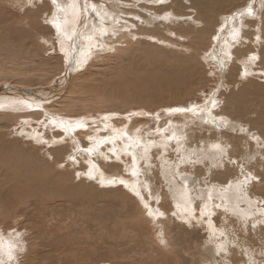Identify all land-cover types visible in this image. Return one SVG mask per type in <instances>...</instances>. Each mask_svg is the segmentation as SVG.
<instances>
[{
	"label": "rangeland",
	"instance_id": "rangeland-1",
	"mask_svg": "<svg viewBox=\"0 0 264 264\" xmlns=\"http://www.w3.org/2000/svg\"><path fill=\"white\" fill-rule=\"evenodd\" d=\"M27 1L0 0V85L7 83L9 85L27 87L28 89L51 87L56 81H60L66 73L64 54H61L59 50L60 46L57 37L59 34L50 22L52 15H50V9L45 7V2L43 0L41 2L34 1L31 2V5V3L27 4ZM96 1L98 2V0ZM96 1L93 4L97 5ZM104 1L117 4L116 10L121 13L137 16V19H133L136 25L138 24L139 26H136L137 36L134 37L135 41L126 43L127 45L117 44L119 45L118 47L114 45L112 49L105 50L106 54H103V52L101 56H93L88 61L89 63L83 64L85 66L75 69L70 78L65 96L61 100H57L58 102L48 105L45 108L46 114L38 112L28 116L30 118L13 115V112H9L8 116L0 114V160H2L0 164L3 167L7 166L6 168L11 169L19 160L24 161L23 163L26 164L30 159H35L36 157H38L36 159H39V157L42 159L46 155H52L51 153H53V159L57 158L58 162L62 161L64 163L58 167L59 171L65 170V173L70 176V181L76 188L72 192L61 189L60 195L49 190L42 191L41 193L38 192L39 202L37 204L38 206H42V210L44 209V211L38 210L34 201H27L26 207H24V204L22 206L18 204L19 206L12 208L13 210L10 209V212H19L24 209L21 212V215H23L21 218H18L16 215L11 218L7 217L8 219L5 217L1 218L0 216L2 234L4 236L13 234V237H16L15 234L17 235V233L21 232L18 234L19 237L14 238L17 243L14 252L17 253L18 248H24L25 253L29 252L28 254L32 258L27 255L25 256L31 259L27 260L29 261L28 264H264V77L260 80L255 77L259 72L264 74V41L262 44L257 43L258 45L254 41L255 44H253L252 40H256V36L252 38L254 33L251 29L254 28L253 26L256 23L252 22V25L251 21L242 19L240 25L248 26V32L246 31L245 33L249 34L246 36L247 39L249 36L250 40H246V43L243 44L244 46L241 45L239 47L241 49H238L236 56L238 60L247 59L245 58L246 55L256 53L259 60L256 62L257 66L254 67L257 69L254 70L256 73L253 75V71L249 78L243 80L238 73L241 65L235 61L233 68L231 67L233 71H231L230 77L228 74H223L221 75V79H218V75H216L218 72H216V66L213 61L207 59L208 67L203 60L210 50L207 46H210L211 36L209 35V40V38H205L207 37L205 35L207 33H205L204 38L203 36L201 38L204 41L201 39L195 40L194 36H189V33L194 30L191 27L195 26L197 30L205 31L206 27L203 29L204 25L209 24L216 31L221 15H229L225 11L229 10L228 13L231 11H242L244 7H247L246 4L249 0L217 1L218 4H215L212 8H208L216 14V16L214 14V22L208 19L213 16V12L205 9L200 12L197 8L194 9L196 5L191 2L192 0H188V2H185L186 0H179V3L185 4L187 8L182 9V13L175 11L171 7L173 0ZM125 3L127 4L125 5ZM78 4L81 5L80 3ZM202 6L205 5H199V7ZM129 7L134 10H131ZM46 9L47 11H45ZM96 9L101 18L106 20L107 18H105L104 14L102 15L99 12L100 9ZM191 10L196 13H190ZM257 11L256 17L259 15L264 16V7ZM222 12L223 14H220ZM192 14L195 15L193 16ZM96 16H93L92 20L90 18V23L94 19L95 23L97 22ZM217 16L219 17L218 20ZM249 18L251 19L252 16ZM199 19L201 20L199 21ZM263 19L264 17L262 18V23H264ZM201 21L202 23L204 22L203 25ZM244 21L246 24H244ZM262 23L259 22L260 28H264ZM79 24L81 25V22ZM80 25H78L79 29H77L82 34V31H84L82 29L84 28L79 27ZM77 29L75 33H72L77 34ZM86 31L85 33L88 35L90 29H86ZM213 31H211V34L215 32ZM73 34L72 39L75 37ZM150 37H154V40ZM186 39L189 42L196 43L189 44ZM262 39H264V32L262 33ZM200 42H203L204 45ZM192 44L195 45L192 46ZM186 60L192 61V65H196L197 70L202 68V74L201 76L199 75V81L196 84H191L190 87L181 89L183 92L193 89L194 92L192 90L191 93L185 95L180 100L172 99L175 98L174 94H169L168 96L166 95L167 99L160 98V103H128L120 98H114L117 94L111 93L114 92L111 88H108L109 93L105 89L106 83L117 84L120 79L119 74L128 76V70H131V68L134 70L138 67V64L153 68L159 64L163 65L164 62L166 65L164 64L163 68H165L170 62L176 61L172 65H177L179 62L183 63ZM245 62L247 61L245 60ZM125 66H127V70H125ZM212 71L213 73H211ZM117 87L119 88V85ZM243 91L247 92V94H243ZM214 92H216L215 100H219L218 104L220 103L219 107H221L220 109H216V112L218 115H223L232 120L236 124V128L245 130L242 134L239 136L237 133L231 135V130L228 131V125L225 123L218 124L215 121V125L213 126H210L208 123L202 125L198 122V118L195 119L188 116V120H191L190 123L194 125L192 127L196 129L178 127V135L180 138L183 137V141L180 140V147L182 148L178 149L177 143L171 142L169 145L168 143L166 144L168 146L162 145V152V147H159L160 143L156 142L154 149L149 151L150 146L147 143L154 141L157 137H161L157 132L159 128L155 120L166 116L167 112L164 107H168L169 111L172 110V113L168 114L170 117L174 115L173 119H171L172 122L177 118H182L181 114H177L174 111L176 108L180 106L185 108L184 105L189 103L193 106L201 105L206 100L209 101ZM172 100H175L176 103L172 104ZM167 101L172 102V105H169ZM186 108L188 109L187 106ZM137 109L142 110L144 114H138V111L136 116H131V118L134 117L133 119L137 120L135 124L141 125L140 127L144 129L143 132L146 135L150 133L147 137H155V139L147 138L149 140H145L147 143L141 141L144 144H140V142L138 143L134 140L135 143L133 145H138L135 151L132 148L134 146L130 144L131 141L128 140V154L121 156L124 159L125 156L130 157V163L134 164L132 169L138 172V193L136 191L132 192L120 182L116 183L117 186H102L103 184L98 185L100 182H96L95 179L90 180L87 175L86 177L82 176L80 165H76L77 167L75 168L68 163L72 160H78L80 155L83 154L80 151L81 149L78 148V150L77 147H73L74 150L72 148L69 149L67 141H70V137L66 136L67 141L56 146L63 149L61 152L63 154L65 152V156L61 152V154L55 153L54 147L46 146L45 144L49 141L50 137L54 136L53 133L61 136L63 134L61 130H55L53 124V126H50L51 124L45 125L48 121L46 118L49 119V117L55 114L59 115H55V118L62 119L64 117L63 119H67V121H69V116L70 118H78L77 120H82L83 117H86L93 118V120L96 119L97 121L100 118L98 116L102 114L106 115L109 113V116L113 115V113L114 115H126L132 111L136 112ZM49 126L52 128H49ZM221 126L225 127L221 128ZM243 126L246 127L243 128ZM164 128L167 129L168 125L160 128V130H165ZM179 128H182V130ZM42 129L45 130L42 131ZM34 133L38 134L39 137ZM31 135L35 136L36 140L38 138V141L45 140L44 143H35ZM210 138L211 140L218 138L219 141L223 142V144L221 142L222 145L229 148V151H223L224 153L217 155L213 161L204 158L202 164L199 162L202 159L199 158L203 156L202 152L206 147H204L205 145L201 141L204 142L205 139ZM251 138L253 139L251 140ZM84 140L83 138L80 139V145L87 146L88 148L90 146L88 145L89 141ZM156 140L159 141V139ZM123 144L125 145L126 143ZM30 145L35 146V148L30 147ZM117 146L121 149L120 145H116V148L106 150L108 159H104L106 163L104 162L102 167L103 172L108 175L117 174L115 170L118 167L117 164L121 165V163L115 162L113 156L116 154L115 152L120 153ZM101 147V149L105 147L110 149V146L106 143ZM141 148L142 150L138 155L137 151ZM147 149L148 155L146 154ZM32 150H36L35 152L39 154L37 155ZM67 150L71 153L69 156L71 159L68 158ZM109 151L115 154L112 155ZM10 152L11 155L8 154ZM17 153H19V156ZM135 154L139 158L138 163L136 162ZM140 154L142 155L140 156ZM22 156L23 158L20 159ZM133 156L135 160L131 158ZM146 156H148V160L150 159V164H148ZM225 157L228 160L222 165L220 159ZM235 158H239L240 166L238 169V164L236 165V161L234 160ZM165 160L167 161L165 162ZM212 162L219 166H215ZM82 163L85 164V162ZM9 165H12V167ZM65 165L68 166L66 167ZM168 166H170V174L173 176L174 181H176L177 186L182 187V189L185 187L189 196L191 195L190 197L193 202L191 203L190 212L186 216H184V212H180L185 210L178 209L172 204L171 195L174 196L172 190L175 187L172 184V180H170L172 181L171 184L168 185V182L170 183L169 174L167 175L165 172ZM209 166L215 167V170ZM54 168V166L50 167L52 171L55 170ZM227 169L231 170L226 171ZM75 171L77 172L74 176ZM182 177L188 178L189 182ZM240 181L241 183H239ZM232 183L235 187L238 186L241 201L231 197L228 202L232 201L233 207H230L226 204L227 200L224 196L231 194L229 187L233 190L234 186H232ZM210 191H213L212 195L214 196L210 195L207 198L206 193ZM195 196L197 198H193ZM67 197L78 199V201L80 199L82 203L68 204L65 202ZM143 199L146 201L142 202ZM235 202L239 206L235 205ZM208 208L211 211L208 212ZM26 212H28V215ZM161 241L164 242L162 243ZM29 249L32 254L28 251ZM13 257L15 264H17L19 258L17 259V256L14 254Z\"/></svg>",
	"mask_w": 264,
	"mask_h": 264
},
{
	"label": "bare ground",
	"instance_id": "bare-ground-1",
	"mask_svg": "<svg viewBox=\"0 0 264 264\" xmlns=\"http://www.w3.org/2000/svg\"><path fill=\"white\" fill-rule=\"evenodd\" d=\"M23 1L26 2L27 0H23ZM34 1L41 2L42 0H28L27 4L31 3V2H34ZM94 1H96V0H94ZM94 1L93 0H77V1L76 0L75 1L74 0H55V2H54V0H43V2H45L44 3L45 7L47 9L49 8L50 11H51L50 15H52V16H51L50 22H51L52 26L56 29L58 34H59V36H57L58 40H59V46H60L59 50L61 51V54L62 53L64 54V58H65V62H66V64H65L66 73L64 74L65 78L71 77L72 74L74 73L75 69L80 68V66H85L83 64H87V62L89 60H91L90 59L91 57H93V56L97 57V56H101L103 54H106L105 50L112 49V47L114 45H115V47L116 46L118 47L119 45H117V44L123 45V44H126V43L127 44L128 43H132L133 41H135L134 37L137 36L136 35V32H137L136 26L137 27H139V26H138V24L136 25V23L134 22L135 20L133 21V19H137V16H131V15L119 12L118 10H116L117 4H115L113 2H107V1H104V0H98V2L97 1L96 2L99 5L98 4L96 5V4H93ZM217 1L221 2L222 0H192L191 2L196 5L194 7V9L197 8V10L200 11V12L203 11V9H205L207 11L208 10L212 11L213 12V16L211 18H208V19L210 21L214 22L213 19H214L215 12L213 10H211V9H208V8H212V7H214L215 4H218ZM172 2L173 3H172L171 7L175 11H178V12L182 13V9L186 8L185 4L179 3V0H173ZM185 2H188V0H186ZM78 3H80L81 5H79ZM126 4L127 3H125V5ZM201 4H204L205 6L199 7V5H201ZM31 5H32V3H31ZM246 6L247 7H244L242 11H235V12L231 11L230 13H228L229 10H227L225 12L227 14H229V15H226V13H225L226 16H224L223 12L220 13V14H223V15H221V17H220V23H219V26L217 27L216 31H215V28H212V26H209V24L204 25V27H203L202 25H203L204 22L202 23V21H201V23H202L201 26L203 27V29L206 27L205 31L197 30L195 28L196 26L195 27H191V28H194V30L189 33V36L190 35L194 36L195 40L201 39L202 36L204 38V34L205 33H207V34H205L207 36L205 38L208 39L209 35L211 36V40L209 38L210 46H207L210 49L209 52H207L208 55L206 57H204V56H202V57L205 58L203 60L206 62L208 67H209V64L207 62V59L210 60V61H213L214 65L216 66V72H218V74H216V75H218V79H221V75H223V74H228V76L231 74V71H233L231 69V67L233 68V63L235 61L239 62V64L241 65L240 70H239L238 73L241 75L240 78L242 77L243 80L246 79V78H249L250 74H252V72L254 70H257V69L254 68L255 66H257L256 62L259 61L258 60V55L256 53H252V55H248V56L246 55L245 58H247V59H239L238 60V58L236 56V52L238 51V49H241L239 47L241 45H243L244 43H246V40H250L249 36H248V39H247V36H246V35H249V34L245 33L248 30V26L240 25L242 19L246 20V21H251V24H252V22L256 23L253 26L254 28L251 29V30H253V33H254V34L252 33L253 34L252 38H254V36H256V40H252L253 41L252 43L255 44L254 41H256V44L257 43L258 44H262L263 43L264 39H262V33L264 32V28H260L259 22L260 23L263 22L262 18L264 16L262 17V16L259 15V16L256 17L255 14H256V11L258 9L261 10V8L264 7V0H249L248 3L246 4ZM96 8L100 9L99 12H101L102 15L104 14L105 18H107L106 20L101 18V16L97 13L98 11H97ZM47 9L45 11H47ZM155 9H157V8H155ZM194 9H192V10H194ZM192 10L190 11V13H196V12H192ZM257 12H259V11H257ZM209 13L212 14L211 12H209ZM263 14H264V12H263ZM132 15H134V14L132 13ZM199 15H201V14H199ZM199 15H197V16H199ZM93 16H96V18H97L96 19V21H97L96 23H95V19L90 23V18L92 20ZM129 16H131L130 17L131 19L129 18ZM215 16H216V14H215ZM250 16H252L251 19L249 18ZM253 16H255L254 17L255 19L253 18ZM207 17H208V14H207ZM207 17H205V18H207ZM190 18H192V17H190ZM190 18H188V19H190ZM218 18L219 17L217 16V20H218ZM200 20L201 19H199V21ZM155 21H157V20H155ZM80 22H81V25L79 24ZM198 23H200V22H198ZM244 24H246V22ZM262 24L264 25V23H262ZM78 25H80L79 27L84 28V29H82V30H84V31H82L83 33L81 32L82 34L79 33L80 31L78 30L79 29ZM252 25H249V26H252ZM192 26H194V25H192ZM175 27H174V29H175ZM76 29L78 30L77 34H73L72 32L75 33ZM86 29H90V32H89L88 35H86V33H85ZM153 29H154V27H153ZM198 29H200V28H198ZM160 30H162V29H160ZM88 31H86V32H88ZM158 31H159V29H158ZM211 31H213L214 33L212 32L213 34H211ZM57 32H56V34H57ZM152 33H153V31H152ZM72 34L75 35V37H73V39L71 38ZM138 34H140V33H138ZM150 38L152 40H154V37H150ZM137 39H139V38H137ZM69 40L71 41L70 43H69ZM155 40H157V39H155ZM201 40H203V39H201ZM187 41H188L187 43H189V44L190 43H196V42H189V40H187ZM205 41H207V40H205ZM197 42H199V41H197ZM200 43H203V42H200ZM175 44H177V43H175ZM72 45H73V47H72ZM194 45L195 44H192V46H194ZM199 45H201V44H199ZM202 45H204V43ZM115 47H114V49H115ZM99 52H101V53H99ZM240 52H242V51H240ZM248 54H250V53H248ZM190 56L192 57V55H190ZM196 56H198V55H196ZM193 59H194V57H193ZM195 59H197V58H195ZM245 60L247 62H245ZM186 61L183 62V63L179 62V64H177V65H172V63L174 62L173 61L172 63L170 62L171 64L170 63L167 64L168 66H165V68H163V66L165 64L164 62H163V65L159 64V65L154 66L153 68H150L148 66H144L142 64H138V67L135 68L134 70L132 68H131V70H128V73H129L128 76H122V75L119 74L120 79L118 80L117 84L113 85V83L112 84L106 83L105 89L109 93L108 88H111V90L114 91V92H111V93H116L117 94V96H114V98H120L123 101L128 102V103H134V102L139 103V104L150 103V102H154V103L155 102H159L160 103V101H159L160 98H164V99L166 98L167 99V96L169 94H172V95L174 94L175 98H172V99L180 100L182 97H184L185 95L191 93V91L193 90V89L192 90L188 89L187 92H185V91L183 92L182 88L190 87L191 84H193V85L196 84L199 81L198 77H200L201 74H202L201 73L202 68L201 69L199 68V70H197L196 65H192V63H191L192 61L191 62H189V61L186 62ZM174 63H176V61ZM127 66H125V68ZM139 68H141V69L138 70ZM226 68H227V70H226ZM127 69L128 68H126L125 70H127ZM119 72H122V71H119ZM126 73H127V71H126ZM211 73H213V71ZM255 73H256V71H254L253 75ZM214 74H215V71H214ZM116 76H118V75L116 74ZM255 77L260 80L261 78L264 77V74H261V72H259V73H257L255 75ZM108 82H110V81H108ZM118 85H119V88L117 87ZM47 88L38 87L37 89H47ZM34 90H36V89H28L27 87L9 85L7 83L0 85V114L7 115V114H9V112H13L12 113L13 115H19V116H22V117L26 116L24 118H30L28 116H30L31 114H36L38 112H42V113L46 114V109L45 108H47L48 105H51V104H53L55 102H58L57 100L56 101H51V102H44L43 100H40V99H37L35 101L34 100H30V98H28V96L31 97L32 94H27V91H34ZM129 92H132V93H129ZM193 92H194V90H193ZM218 93H219V91H218ZM245 93L247 94V92L243 91V94H245ZM215 95H216V92H214L213 96L211 95L212 97H211V99L209 101L206 100L201 105L193 106L192 104L189 103L188 109L185 106L186 104L184 105L185 108H183L181 106L179 108H176L174 111H176L178 109H183V111H176L177 114H181L182 118H177L176 120H173L172 122H171V119H173L174 115L171 116V117L168 116V114L170 112L172 113V110L169 111L168 107H164L166 109V112H167L165 114L166 116L165 117L163 116V118H158L157 120H155L156 121V125L159 128V130L158 131L156 130V131L161 136V137H157L156 138V139H159V141L156 140L155 137H153V136L147 137V135H149L150 133L146 135L143 132L144 129L142 127H140L141 125L137 124L138 125L137 126L135 124V121H137V120H134L133 119L134 117L131 118V116H136L138 111H139L138 114H144L142 110H138L137 109L136 112L132 111L131 113H129L131 115H129V114H126V115H114V113H113V115L109 116V113L107 112L108 114H106V115L102 114V115L98 116L101 119L99 118V120H97V121H96V119L93 120V118H86V117H83L82 120H77L78 118H70V116L68 117L69 121H67V119H65V120L63 119L64 117L62 119L58 118V117L55 118L54 117L55 115L59 116L58 114H55L54 116L49 117V119L46 118V120H48V121L45 123V125H50V124H51L50 126L54 125L55 126L54 127L55 130L59 129V130L62 131L63 134L61 136V135L53 133L54 136L50 137L49 141L46 142L45 144H46V146L54 147L53 150H54L55 153H60L61 150H63V149L57 148L56 146L59 145V144L64 143L65 141H67L66 136L70 137V141H67L69 149H71V148L73 149V147H75V148L77 147V149L78 148L81 149L80 151L83 154L80 153L81 155H80V158L78 160H74V161L72 160L71 161L72 163L71 162H68V163H70L69 165H71V166H73L75 168L77 167L76 165H80V169H82L80 173L82 174V176L86 177V175H87L90 178V180L95 179L96 182H100V183H98V185H102L103 184L102 186H108V185L117 186L116 183L120 182V183H123L126 187H128L132 192L136 191L138 193L139 192V190H138L139 186L137 184V181L139 180V178H138L139 175H137L138 172H136V170L132 169V167H134V164L130 163V161H131L130 157L125 156V159L123 157H121L124 154H128L127 153L128 140H130L131 141L130 144L132 146H134V147H132L134 151H135V148L138 146V145H136V146L133 145L135 143V141H137L138 143L140 142V144H144V143H141V141L144 142L147 138L155 139L154 141H150L149 143H147V141H145L150 146V148L148 147L149 151L154 149V146H155L156 142L160 143L159 147L160 146L162 147V152H163V146L162 145H164V144L166 145L167 143L169 145V143H171V142L177 143V145L179 147L178 149H180V148H182V147H180V145H181L180 140L183 141V137L180 138V136L178 135L179 134L178 127L182 126L184 129H196V128L192 127L194 125L192 123H190L191 120H188V116L193 117L195 119L198 118V122L200 124H202V125L208 123L210 126H213V125H215V123H214L215 121L218 124L225 123L226 125H228V128H229L228 131L231 130V132H230V133H232L231 135H234L235 133H237V135L239 136L240 134H242V132L245 131V130L243 131L242 128L241 129H238V127L236 128V124L233 123L232 120H230L228 117H225L223 115H218V113L216 112V109H218V108L220 109L221 107H219L220 103L218 104L219 100L218 101L215 100L216 99ZM61 99H59V100H61ZM175 100H172L173 103L172 102H168V101L167 102L169 103V105L171 103L175 104L176 103ZM212 101H215V104H212ZM150 114H152V113H150ZM157 114H159V113L157 112ZM60 117H62V116H60ZM72 117H74V116L72 115ZM116 119H117V121H116ZM110 120H112V121H110ZM20 124H22V123H20ZM94 124H95V126H94ZM166 125H168L167 129L164 128L165 130H163V129L160 130V128H163ZM237 125L239 126V124H237ZM50 126H49V128H52ZM224 127L225 126H221V128H224ZM245 127L246 126H243V128H245ZM179 129L182 130V128H179ZM232 129H233V131H232ZM43 130H45V129H42V131ZM158 133H155V134H158ZM22 134H24V133H22ZM35 135L37 136L38 134H35ZM72 135H74V136H72ZM152 135H153V133H152ZM245 135H248V134H245ZM25 136H22V137H25ZM81 136H83V137H81ZM31 137L34 138V142L35 143L39 142V144H40V143H44V141H45L43 139H42V141L41 140L38 141V138L36 140V137L33 136V135H31ZM38 137H39V135H38ZM205 137H206V135H205ZM246 137H248V136H246ZM82 138L85 139L86 141H89L88 145H90V146L88 148H87V146L80 145L81 144L80 143V139H82ZM190 138H193V137H190ZM254 138H255V136H254ZM217 139L211 140V138H210V139H205L204 142L201 141L202 144L204 143L203 145H205L204 147H206V149L205 150L203 149L204 150L202 152L203 156L199 158V159H202V160L199 161V162L202 163L204 158L205 159L208 158L210 161H213V159H215L217 155L224 153L223 151H226V150L229 151L228 150L229 148H226L227 146L225 147L224 145H222L223 142L219 141V139L218 140ZM252 139L253 138H251V140ZM259 140H260V138H259ZM221 142H222V144H221ZM105 143L108 144V146H110V149L108 147H105L104 149H101L102 148L101 146L103 144H105ZM123 143H126V144L124 145ZM159 143H157V144H159ZM32 144H34V143L32 142ZM116 145H120L119 147L121 149H119L118 146H117V148L120 150V151H118V150L117 151L120 152V153L118 154L117 152H115L116 154L113 153V154H115V155H113L112 151L111 152L109 151V152L114 156L115 162L116 163L119 162V163H121V165L117 164L118 167L116 169L114 168L116 170L117 174L108 175L105 172H103L102 165H104V162H105L104 159H106L108 157L107 154H106V150L107 151L108 150H112L111 148H113V149L116 148ZM168 145H166V146H168ZM214 145H220V148L223 151L221 152L220 150L215 148ZM170 146H172V144H170ZM2 147H5V146H2ZM30 147L35 148V146L33 147L32 145H30ZM151 147H153V148H151ZM254 147H255V145H254ZM21 148H22V146H21ZM23 148H24V146H23ZM144 148H146V147H144ZM30 150H31V148H30ZM141 150H142V148L138 149V151H137L138 155H139ZM5 151H7V150H5ZM12 151H14V150H12ZM22 151H24V150H22ZM33 151L34 150H32V152ZM113 151H115V150H113ZM251 152H252V150H251ZM35 153L37 155L39 154L38 152H35ZM8 154L11 155V152L8 153ZM17 154L19 156V153H17ZM51 154L53 155V153H51ZM64 154H65V152H64ZM70 154L71 153H69V151H68V158H70L69 157ZM146 154L148 155V149H147V153ZM10 155H8V156L10 157ZM52 155H50V154L46 155L42 159H40V157H39V159H36V158H38V157H36L35 159H30V161L27 160L28 162L26 164L23 163L24 161H20V160L17 161L15 159V161H17V162L14 164V166L12 167V165H9V166L12 167L11 169L6 168L7 166L3 167L0 164V210L2 208L5 209V210L3 209V210L0 211L1 218L5 217L6 219H8V218H11V217H15V215L18 218H21L23 216V215H21V212H23L24 209H22L19 212L15 211L14 213H11L10 209L13 210L12 208H16L17 206H19L18 204H21L20 206H22L24 204V207H26L25 205L28 204L27 201H30V202L34 201V203L38 207V210H42L43 207L42 206H38V204H37L39 202L38 192L41 193L42 191L49 190L51 192H56L57 195H60L59 192H61V189H64V190L69 191V192H72L73 190L76 189L75 186L70 181V176H68V174L65 173L66 171L65 170L64 171H59V169H58V167L60 165L64 164V163L62 161L58 162V160H56L57 158L53 159ZM91 155H93V156L91 157ZM141 155L142 154H140V156ZM245 155H246V153H245ZM4 156L6 157V155H4ZM12 156H13V154H12ZM32 156H33V154H32ZM228 156H229V154H228ZM261 156H262V154H261ZM135 157H136V162H137L139 160V158L136 156V154H135ZM135 157L133 156L131 158H134V160H135ZM21 158H23V156L20 157V159ZM122 158L125 160V162H124V160ZM146 158H147L148 164H150V161H149L150 159L148 160V156H146ZM233 158H234V156H233ZM251 158H252V156H251ZM109 159H111V158H109ZM142 159H143V157H142ZM161 159H164V158H161ZM238 159H236V158L234 159L236 161V165L238 164L237 165V169L240 166V162H239ZM126 160H127V162H126ZM226 160H228L227 157H225L223 159H220V161H222L221 162L222 165L225 164ZM0 161H2V160H0ZM101 161H103V162H101ZM166 161L167 160H165V162ZM64 162H65V157H64ZM82 162H85V164H83ZM147 162L145 161L146 165H147ZM214 162H212V164H214ZM12 163H14V162L12 161ZM72 164H74V165H72ZM6 165H8V164H6ZM214 165L215 166H219L217 164H214ZM230 165H232V164H230ZM52 166L55 167L54 171H52L50 169V167L52 168ZM213 166H209V167H213ZM204 167H207V166H204ZM213 168L215 170V167H213ZM235 168H233V169H235ZM165 170H166L165 172L167 173V175L169 174L168 175L169 181L172 180L173 181L172 184L175 187V188H173L171 186L173 188L172 191L174 193V196L171 195L172 204L178 209L185 210V211H180V212L181 213L184 212V216H186V214H188L190 212L191 203L193 202L191 200V197H190L191 195L189 196V193H188V191H187V189L185 187L182 189V187L177 186L176 181H174L173 176L170 174V170H171L170 166H168ZM209 170L211 171V169H209ZM230 170L227 169L226 171H230ZM76 172L77 171L74 172V176H75ZM126 172H128V174H126ZM232 172H233V170H232ZM131 173H132V175H130ZM172 173H173V171H172ZM223 174H224V172H223ZM182 178L189 182L188 178H184V177H182ZM200 179H202V178H200ZM234 179H235V177H234ZM172 181H170V183L168 182V185L171 184ZM238 181H237V184H238ZM239 183H241V181ZM144 184H143V186H144ZM241 185L243 186V184H241ZM232 186H234L233 190H231L232 188L229 187V189L231 191V194L230 195L227 194V195L224 196V198L227 200L226 204L229 205L230 207H233L232 206V204H233L232 201L228 202V201H230L231 197H233L235 199H238V200L241 199L240 192H239V190L237 188L238 186L235 187V185H233V183H232ZM98 187H100V186H98ZM146 187H147V185H146ZM46 193H48V191H46ZM170 193H172V192H170ZM212 193H213V191L212 192L211 191L207 192L206 193L207 196L206 195H204V196H206L208 198L210 195H212ZM62 194H64V193H62ZM196 194H198V193H196ZM212 196H214V195H212ZM200 197H201V194H200ZM193 198H197V197L195 196ZM243 198H245V197H243ZM144 201H146V200L143 199L142 202H144ZM243 201H245V200H243ZM65 202H67L68 204H71V205L75 204L76 202L77 203H82L80 199L78 201V199H74V198H70V197H67ZM208 202H212V201H208ZM251 202H253V201H251ZM236 204L238 205L237 202H235V205ZM207 210H208V212L211 211V210H209V208ZM42 211H44V209ZM28 212H29V209H28ZM28 212H26V214ZM201 212H202V210H201ZM208 212H206V213H208ZM247 213H249V212H247ZM190 214H192V213H190ZM2 232L3 231L0 229V262L4 263V264H15V260H14V257H13V254H14V255L17 256V259L19 258V262L17 261V264H28L29 261H27V260H31V259H28L25 256L27 255V256L30 257V255L28 254L29 252H26L27 253L26 254L24 248H22L23 250L18 248L17 253L14 252V250L17 247V243L15 242L16 239L14 240V238L19 237L18 234L21 233V232L17 233V235L15 234L16 237H13V234H9V236H4V234H2ZM212 234H213V232H212ZM11 242H13V243H11ZM226 243H227V241H226ZM35 247H37V246H35ZM28 251H30V249ZM32 251H34V250H32ZM31 254H32V252H31ZM30 258H32V257H30Z\"/></svg>",
	"mask_w": 264,
	"mask_h": 264
},
{
	"label": "water",
	"instance_id": "water-1",
	"mask_svg": "<svg viewBox=\"0 0 264 264\" xmlns=\"http://www.w3.org/2000/svg\"><path fill=\"white\" fill-rule=\"evenodd\" d=\"M70 78L71 77L65 78V76H63L60 81H57L53 86L48 87L47 89H36L34 91H27V94H32V96H28V98L34 101L40 99L44 102L59 100L65 95L69 86ZM185 106L188 107L189 104H186Z\"/></svg>",
	"mask_w": 264,
	"mask_h": 264
},
{
	"label": "snow or ice",
	"instance_id": "snow-or-ice-1",
	"mask_svg": "<svg viewBox=\"0 0 264 264\" xmlns=\"http://www.w3.org/2000/svg\"><path fill=\"white\" fill-rule=\"evenodd\" d=\"M54 2H55V0H54ZM212 104H215V101H212ZM176 111H183V109H178V110H176ZM214 147L215 148H217L218 150H220L221 152L223 151L221 148H220V145H214ZM70 159H71V157H70ZM150 215H151V213H149ZM162 215V214H161ZM162 243L164 242V241H161Z\"/></svg>",
	"mask_w": 264,
	"mask_h": 264
}]
</instances>
